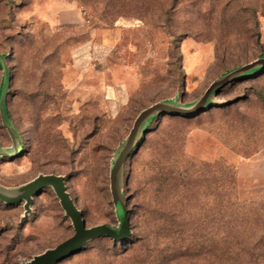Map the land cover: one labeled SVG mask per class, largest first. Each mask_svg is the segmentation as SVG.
<instances>
[{"label": "rangeland", "instance_id": "1", "mask_svg": "<svg viewBox=\"0 0 264 264\" xmlns=\"http://www.w3.org/2000/svg\"><path fill=\"white\" fill-rule=\"evenodd\" d=\"M262 58L264 0H0V264L75 235L52 186L28 192L39 176L63 177L87 228L118 227L110 169L140 113ZM216 99L147 125L124 165L131 234L58 264H247L212 250L226 210L264 238V68Z\"/></svg>", "mask_w": 264, "mask_h": 264}, {"label": "water", "instance_id": "2", "mask_svg": "<svg viewBox=\"0 0 264 264\" xmlns=\"http://www.w3.org/2000/svg\"><path fill=\"white\" fill-rule=\"evenodd\" d=\"M262 67H264V58L227 72L219 81L212 84L206 90L205 94L191 106H184L175 99L169 102L155 104L140 113L134 123L130 135L120 146V150L116 153L110 169V190L119 222L118 227L111 225H99L87 228V224L82 220V214L76 208L67 193L64 185V179L61 176H39L33 183L29 184L27 188L30 193V190L35 188L39 189L43 186L53 187L58 199L60 200L62 208L72 221L75 235L56 248L47 251L39 257H36L28 264H58L63 259H66L78 252L87 241L101 236L108 237L114 241L125 240L131 234V229L130 220L127 215L128 211L126 208L128 198L124 195L123 189L124 165L132 150L146 132L147 125L153 119L165 113L185 114L189 116L199 115L210 104L217 102L216 95L226 83L235 80L236 78H240L242 75L252 70ZM1 115L2 119H4L7 124V127L14 132V136H17L16 131L7 120L5 107L1 109ZM0 152L11 155L14 153V150H4L0 148ZM1 190L3 189L0 188V191ZM22 190V188L19 189L20 192ZM26 199V208L28 209V203L31 202V198L26 196Z\"/></svg>", "mask_w": 264, "mask_h": 264}, {"label": "trees", "instance_id": "3", "mask_svg": "<svg viewBox=\"0 0 264 264\" xmlns=\"http://www.w3.org/2000/svg\"><path fill=\"white\" fill-rule=\"evenodd\" d=\"M262 68L252 70L241 77L250 76ZM223 220L222 238L215 246L217 249L210 252L218 257L219 261L225 263L232 261L233 257L245 256L247 264H264V238L250 241V237H248L250 233H247L246 236L243 234L246 230V228H243L245 221H239V216L232 211H224ZM257 232H261L264 236V230L260 229Z\"/></svg>", "mask_w": 264, "mask_h": 264}, {"label": "built area", "instance_id": "4", "mask_svg": "<svg viewBox=\"0 0 264 264\" xmlns=\"http://www.w3.org/2000/svg\"><path fill=\"white\" fill-rule=\"evenodd\" d=\"M87 13H85V15H86Z\"/></svg>", "mask_w": 264, "mask_h": 264}]
</instances>
